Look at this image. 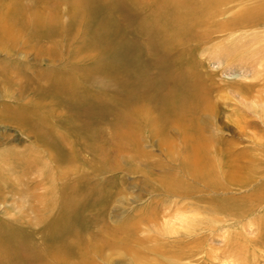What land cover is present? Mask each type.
<instances>
[{
	"label": "rangeland",
	"instance_id": "rangeland-1",
	"mask_svg": "<svg viewBox=\"0 0 264 264\" xmlns=\"http://www.w3.org/2000/svg\"><path fill=\"white\" fill-rule=\"evenodd\" d=\"M232 20L0 44V264H264V23Z\"/></svg>",
	"mask_w": 264,
	"mask_h": 264
},
{
	"label": "bare ground",
	"instance_id": "bare-ground-1",
	"mask_svg": "<svg viewBox=\"0 0 264 264\" xmlns=\"http://www.w3.org/2000/svg\"><path fill=\"white\" fill-rule=\"evenodd\" d=\"M64 2L71 5L70 9L69 6L67 8L73 16L71 23L62 21ZM126 7L128 9L124 10ZM110 14L119 16L124 14L125 17L175 16L195 22L200 19V23H203L202 21L207 23L212 18L231 15L233 20L229 23L224 22L222 27L244 26L251 29L264 23V0H0V44L10 39L17 44L20 36L32 33L28 31H67L74 29L75 23L79 24V28L88 29L87 18H107ZM230 51L228 47L220 49L221 54L228 55ZM161 58L163 60L166 55ZM183 69L178 70L179 75H186ZM191 169L193 168L189 170Z\"/></svg>",
	"mask_w": 264,
	"mask_h": 264
}]
</instances>
